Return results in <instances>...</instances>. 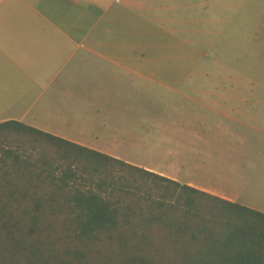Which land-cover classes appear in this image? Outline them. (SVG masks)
Returning <instances> with one entry per match:
<instances>
[{
    "label": "crops",
    "instance_id": "1",
    "mask_svg": "<svg viewBox=\"0 0 264 264\" xmlns=\"http://www.w3.org/2000/svg\"><path fill=\"white\" fill-rule=\"evenodd\" d=\"M189 1L0 0V117H4L0 122L23 123L264 213V107L249 108V94L230 87L210 92L207 104L205 97L204 101L193 98L207 111V118L200 110L190 128L209 124L220 134L211 142L197 134L193 142L182 139L163 145L161 163L123 151L126 143L129 147L134 143L122 134L127 131L105 118L131 114V107L116 102L119 85L135 88L148 83L149 69L158 66L149 58L153 36L168 38L162 46H194L178 38L186 32L182 28L187 11H191L187 25L192 33L196 21L199 26L195 18L202 11L201 1ZM223 1L213 0L209 11L223 9L228 29L238 30L232 21L238 2L242 41L248 38L250 10H256L252 39L264 43V0ZM185 81L181 75L161 82L178 93ZM181 128L163 131H184ZM237 148L240 153L233 150Z\"/></svg>",
    "mask_w": 264,
    "mask_h": 264
},
{
    "label": "trees",
    "instance_id": "2",
    "mask_svg": "<svg viewBox=\"0 0 264 264\" xmlns=\"http://www.w3.org/2000/svg\"><path fill=\"white\" fill-rule=\"evenodd\" d=\"M0 264H264V213L5 121Z\"/></svg>",
    "mask_w": 264,
    "mask_h": 264
},
{
    "label": "rangeland",
    "instance_id": "3",
    "mask_svg": "<svg viewBox=\"0 0 264 264\" xmlns=\"http://www.w3.org/2000/svg\"><path fill=\"white\" fill-rule=\"evenodd\" d=\"M200 1L202 11L199 17L195 18L199 20V26L196 21L192 33V26L188 28L187 25L192 19L191 11H187L184 15L186 25L182 28L186 32L178 37L180 40L194 42V46L192 44L190 47L162 46V41L165 40L167 44L168 38L153 36L151 43L153 49L149 52V58L153 62H158V66L149 70L155 76L149 72L148 83L142 85L138 83L135 88L130 87L131 84L129 88L119 85V94H117L119 101L116 102L120 103L122 108L131 107V114L105 118L108 122L115 121L119 128L127 131L122 134L126 135V140L137 146L129 147V143H126L127 146H124L123 151L144 157L146 160L152 158L156 163H161L163 145H171L173 141L182 139L193 142L197 134H200L205 142H211L213 137L220 133L211 129L209 124L197 126L195 130L189 126L200 110H202L201 117L207 118V111L198 106L193 98L204 101L205 97L207 104L210 92L229 91L232 87L233 92L249 94L250 100L247 105L249 108L264 107V43H257L252 39L258 20L256 10H250L248 38L247 41L245 39L242 41L240 20L236 17L237 7L240 5L238 2H234L236 10L232 14L233 24L238 27V30H234L228 29L225 24L223 9L218 13L215 9L209 11V4L213 0ZM205 5L209 7L204 8ZM232 32L234 33L231 36ZM170 59L177 61H169ZM181 75L186 81L178 89V93L170 92L161 82L163 79ZM181 94L189 96L190 99L183 98ZM233 104L235 107H240L236 102ZM77 120L80 121L81 117H77ZM164 127H174L177 130L182 127L184 131L173 129L174 131L167 132L163 131ZM233 150L241 152L239 148ZM252 159L254 161V158Z\"/></svg>",
    "mask_w": 264,
    "mask_h": 264
}]
</instances>
